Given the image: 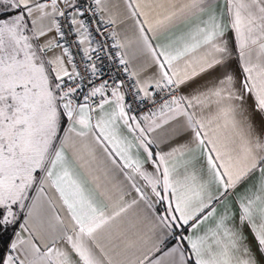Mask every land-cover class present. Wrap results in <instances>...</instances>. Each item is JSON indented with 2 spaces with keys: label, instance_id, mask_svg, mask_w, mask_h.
<instances>
[{
  "label": "snow or ice",
  "instance_id": "snow-or-ice-1",
  "mask_svg": "<svg viewBox=\"0 0 264 264\" xmlns=\"http://www.w3.org/2000/svg\"><path fill=\"white\" fill-rule=\"evenodd\" d=\"M0 264H264V0H0Z\"/></svg>",
  "mask_w": 264,
  "mask_h": 264
}]
</instances>
